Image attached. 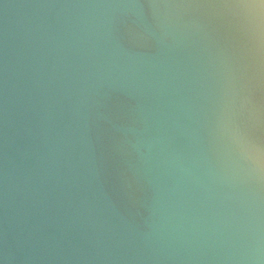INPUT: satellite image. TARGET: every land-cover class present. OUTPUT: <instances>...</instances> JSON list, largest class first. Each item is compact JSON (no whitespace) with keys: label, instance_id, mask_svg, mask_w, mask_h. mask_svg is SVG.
I'll use <instances>...</instances> for the list:
<instances>
[{"label":"water","instance_id":"95a60500","mask_svg":"<svg viewBox=\"0 0 264 264\" xmlns=\"http://www.w3.org/2000/svg\"><path fill=\"white\" fill-rule=\"evenodd\" d=\"M0 264H264L240 0H0Z\"/></svg>","mask_w":264,"mask_h":264},{"label":"clouds","instance_id":"9594fccd","mask_svg":"<svg viewBox=\"0 0 264 264\" xmlns=\"http://www.w3.org/2000/svg\"><path fill=\"white\" fill-rule=\"evenodd\" d=\"M240 4L247 10L252 35L264 57V0H240Z\"/></svg>","mask_w":264,"mask_h":264}]
</instances>
